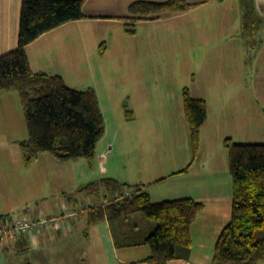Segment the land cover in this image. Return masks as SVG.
Here are the masks:
<instances>
[{
  "label": "rangeland",
  "instance_id": "374dc122",
  "mask_svg": "<svg viewBox=\"0 0 264 264\" xmlns=\"http://www.w3.org/2000/svg\"><path fill=\"white\" fill-rule=\"evenodd\" d=\"M134 1L137 0H84L85 10L94 16L81 27L86 33L93 32L100 43L107 45L108 51L96 57L80 51V55L71 56L63 66L64 76L75 88L92 86L100 92L107 119L99 148L111 143L117 148L118 142L127 144L129 141L127 145L131 149L123 153L116 151L109 157L108 172H103L97 155L96 160L79 158L60 166L46 163L45 157L40 155V159L34 160L33 166L28 168L19 164L23 155L17 160L20 147L11 151L12 159H8L5 167L0 166V170L12 178L11 187L0 194L5 206L15 205L10 211L11 217L25 216L26 209L28 212H57L62 202L75 211L84 212L105 200L103 193L98 196L82 189L102 177L129 181L143 174L152 181L145 183L153 193V201L167 199L175 185L187 182L160 180L162 173L171 165L184 169L191 163L189 168L195 166L206 173L217 171L219 184H207L210 195L205 204L208 210L221 205L231 220L233 177L224 141L230 137L238 143H264V30H244V9L240 0H227L226 3L188 0L195 4L191 9L140 20L136 33L129 34L125 20L119 16L123 11L129 14L128 6ZM74 62H80L82 71L68 76L67 71ZM186 88L193 96L203 97L208 102L209 120L201 134V152L200 148L195 152L191 142L184 108ZM10 91L19 99L17 104L26 126L20 96L17 91ZM117 107L120 119L113 112ZM127 110L132 111V119H128ZM118 121H121L119 126H115ZM20 125L23 126L22 122ZM115 128L123 133L118 136ZM122 128L133 130L127 140ZM137 213L140 215L131 216L132 222L149 233L155 231L157 221L144 212ZM220 231L207 230L200 238L207 244L212 243L213 254ZM64 239L55 238L46 248H53L55 257H59L65 254ZM82 244L84 241L78 238V247L86 249L88 256L89 249ZM148 246L131 249L138 255ZM199 248L198 253H205L204 256L206 250L211 251L208 246ZM127 249L122 247L119 251L124 255ZM45 251L44 248L39 255L47 256ZM22 253L9 255L7 264H26L29 258L35 257L34 253ZM76 258L70 263L81 264L83 257L79 261ZM56 261L55 258L52 264H57ZM262 261L259 264H264Z\"/></svg>",
  "mask_w": 264,
  "mask_h": 264
},
{
  "label": "trees",
  "instance_id": "16d2710c",
  "mask_svg": "<svg viewBox=\"0 0 264 264\" xmlns=\"http://www.w3.org/2000/svg\"><path fill=\"white\" fill-rule=\"evenodd\" d=\"M240 2L244 30L261 29L264 18L257 11L255 0ZM83 5V0H22L18 46L0 56V91H17L24 109L28 137L19 143L27 165L45 152L60 161H92L105 134L106 121L96 90L76 89L60 74L34 71L27 53V46L43 34L85 18ZM194 5L188 0H137L129 5V15L122 19L126 31L135 34L140 20L166 12H185ZM104 50L102 43L101 51ZM184 108L192 146L197 152L201 128L208 118V102L186 88ZM127 117L133 118L131 110H127ZM224 144L229 150L233 177L232 216L217 239L209 264H259L264 260V143H238L228 137ZM190 164L175 173L186 171ZM82 189L105 196L104 205L89 208L90 223L106 217H128L115 226L118 248L148 244L151 253L141 261L151 264H169L171 260L190 257L192 225L205 206L202 201L181 197L154 202L147 183H128L114 177L93 181ZM137 212L157 221L155 231L149 233L132 222L129 217ZM5 218L8 215H0V220Z\"/></svg>",
  "mask_w": 264,
  "mask_h": 264
},
{
  "label": "crops",
  "instance_id": "0c3cea01",
  "mask_svg": "<svg viewBox=\"0 0 264 264\" xmlns=\"http://www.w3.org/2000/svg\"><path fill=\"white\" fill-rule=\"evenodd\" d=\"M227 0H222V3H226ZM84 2V0H83ZM21 6L22 0H0V56L4 55L18 46L19 40V31H20V15H21ZM255 6L259 14L264 18V0H255ZM85 3L83 5V12L86 15L85 18L74 20L67 22L51 31L40 36L38 39L33 41L27 46V53L30 59L31 67L34 71H46L52 74H60L63 76L67 84L73 88V84L68 81V77L64 76V64L67 62L69 58L73 55H80V51L82 54L85 52L89 53L88 55L92 57H96L97 54L108 51L107 45L105 46V50L101 51L100 39L93 35V32L86 33L84 31V27H81L83 22L88 21L91 15L89 11L85 10ZM96 7V6H95ZM99 7V6H98ZM129 7V6H128ZM122 15V16H121ZM119 18H123L128 16L127 12H122ZM108 18L115 19L117 16H105ZM118 19V18H116ZM79 25V27L76 26ZM264 30V25L262 28ZM260 29V30H261ZM83 59H81L82 61ZM82 71L81 64L74 62V66H71V69L67 71L68 76L71 74H80ZM92 87V86H90ZM89 88V87H88ZM94 88V87H92ZM76 89H81L76 87ZM87 89V88H86ZM95 89V88H94ZM96 90V89H95ZM12 91L2 90L0 91V166L5 167L9 161L8 159H12L13 155L11 151H16L20 147V141L24 140L28 137L27 125L23 123L20 111L18 98L16 94H11ZM97 92L99 103L102 109V112L105 117V112L103 109L101 95L100 92ZM196 97V96H195ZM199 97V96H198ZM203 98V97H200ZM126 106V105H125ZM13 107V109H12ZM114 105L112 104L111 110H113ZM117 113V118L120 119V111L115 108L114 111ZM22 113V112H21ZM209 120V109H208V118L205 124L201 128V134L204 131V128L207 126ZM22 122V125L20 123ZM121 121H118L115 126H119ZM125 132L126 140L132 135V131L130 129L122 128ZM117 135H121L123 132H119L118 129ZM106 132V130H105ZM119 140V137L117 138ZM120 146L115 148V146L111 143L108 146H101L99 148V143L97 145V160L99 165H101L103 172H108L110 169L107 168L106 164L109 161V157H112L116 151L119 153H123L125 150L131 149L129 141L127 144H123V142H118ZM201 144L200 152L203 149L202 136H201ZM19 155L17 156V160L21 159V148H19ZM42 157H45L46 163L52 164L53 166L60 165H69V163H73L77 159L60 161L56 159L53 155L48 154L47 152L41 153ZM38 156L35 161H38L41 156ZM44 155V156H43ZM14 156V155H13ZM16 156V155H15ZM96 160V159H95ZM19 164L22 166H26L28 168L32 167L34 162L31 164H25L23 159L18 160ZM139 165H142L139 162ZM191 165V164H190ZM195 166H191L183 173H175L182 169L173 168L172 165L169 167L170 169L162 173L161 178H165L164 181H173L171 179H178L179 181L187 182L185 184L175 185L172 193L168 194L167 199H175L181 197H193L198 201H202L204 204L209 198V183H217L219 184V177L217 171L206 173L205 171L197 170L194 168ZM186 168V167H185ZM66 170V169H63ZM141 177L126 180L125 182L129 183H145L150 181L146 179V177L141 174ZM104 178V177H102ZM101 178V179H102ZM116 178V177H114ZM159 179V178H158ZM27 180V179H25ZM63 180V179H62ZM156 180V179H155ZM12 181V178H9L0 170V194L6 192V189L9 186V183ZM122 181V180H121ZM154 181V180H153ZM212 187V185H211ZM181 190V191H178ZM32 191V189H31ZM152 198L153 193L149 191ZM104 194V193H103ZM100 196V195H98ZM164 196V195H163ZM165 198V197H160ZM167 199H157V201L167 200ZM3 197H0V215H8V217L13 216L10 212L15 209V205H11L10 207L5 206L3 203ZM106 201L99 203V205L103 204ZM4 204V205H3ZM67 204V203H66ZM64 202H62V206L58 209L57 212H44V211H30L28 209L25 210L23 214L25 216L19 217H27V218H36L43 214L48 215H56L62 212L63 207H67ZM89 210V209H88ZM88 210L79 211L78 215L68 219L63 228L60 229H46L41 232L35 233L33 235L22 236L17 239L7 240L0 244V264H7V259L9 255H18L21 252L24 253H34V259L29 258V261L26 264H52L54 259L56 258L57 264H71L72 258H75L79 261L80 257L81 264H130L133 262H137L135 264H151L149 262L141 261L145 257L149 256L151 253V248L146 247L145 252L134 255L133 249L131 247H144L146 244L137 245V246H126L128 248L125 250L124 255L120 253L119 248L117 247L115 240V226L122 223L128 217H120L117 219H108L107 217L97 223L89 222ZM226 210L220 205L216 208H212L208 210V207L204 206L202 211L198 214L195 222L192 225V237H193V246L190 257L188 259H174L169 262V264H209L213 259V252L210 248H212V243H205L200 240L206 233L207 230H222L229 223L230 219H228ZM31 214V215H30ZM140 215L138 213L130 215L135 216ZM132 220V219H131ZM64 231H67L64 234ZM217 236V239L220 235ZM81 234V236H80ZM65 238L64 246L67 244L66 249H64L65 254H60L59 257H55L53 253V248L50 250L46 248L50 244V242H54V239ZM84 241V247L89 249V255L87 256L86 249L82 250L78 247L77 242ZM199 239V240H198ZM72 242H71V241ZM217 242V241H216ZM76 243V244H75ZM48 244V245H47ZM77 245V246H76ZM45 246V247H43ZM199 246H208L211 250L209 253L206 250L205 253H198ZM46 249L45 252L48 253L47 256L39 255V253ZM77 248V249H76ZM132 252V253H131ZM76 254V256L73 255ZM19 256V255H18ZM53 257V259H51ZM51 259V260H50ZM71 262V263H70ZM264 263V261H262Z\"/></svg>",
  "mask_w": 264,
  "mask_h": 264
},
{
  "label": "built area",
  "instance_id": "2783aa9c",
  "mask_svg": "<svg viewBox=\"0 0 264 264\" xmlns=\"http://www.w3.org/2000/svg\"><path fill=\"white\" fill-rule=\"evenodd\" d=\"M69 207H64L60 215H43L42 217H9L0 220V244L11 239H17L22 236L33 235L46 229H60L64 227L65 222L78 215Z\"/></svg>",
  "mask_w": 264,
  "mask_h": 264
}]
</instances>
